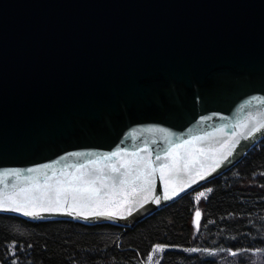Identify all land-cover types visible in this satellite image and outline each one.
Segmentation results:
<instances>
[{"label":"water","instance_id":"95a60500","mask_svg":"<svg viewBox=\"0 0 264 264\" xmlns=\"http://www.w3.org/2000/svg\"><path fill=\"white\" fill-rule=\"evenodd\" d=\"M263 138L264 0H0V214L132 227Z\"/></svg>","mask_w":264,"mask_h":264},{"label":"trees","instance_id":"16d2710c","mask_svg":"<svg viewBox=\"0 0 264 264\" xmlns=\"http://www.w3.org/2000/svg\"><path fill=\"white\" fill-rule=\"evenodd\" d=\"M157 245L166 247L159 264H264L256 251L264 249V138L236 166L132 227L0 214V264H146Z\"/></svg>","mask_w":264,"mask_h":264},{"label":"snow or ice","instance_id":"6c2138e0","mask_svg":"<svg viewBox=\"0 0 264 264\" xmlns=\"http://www.w3.org/2000/svg\"><path fill=\"white\" fill-rule=\"evenodd\" d=\"M74 155H82V153H74ZM116 155H118V153H115V152L108 153L107 154L108 157H112V156H116ZM157 159H160V158L157 157ZM28 171L31 172V171H33V169H28ZM111 171L113 173L118 174L117 177H113L112 178V185L113 186H115L117 183L124 184L126 182V178H127V175H128L127 172H121V169L119 167H116V166H113L112 169H111ZM75 182L76 183H79V184L87 185V184H94L95 183V180L85 179L84 176H79V177H76L75 178ZM69 183L71 184L73 182H69ZM69 190L72 191V192L80 191L79 188H70ZM84 191H86V192H92L93 193V195L92 196H89L88 199H90V200L91 199H94V198L98 199L99 189H87V188H85ZM208 191L211 192V189H209ZM204 196H205V193L204 192H201L199 194V196L196 197V200L198 201L200 197H204ZM167 198L168 197H165V199H167ZM72 200L75 203L76 200H77V197L75 195H73L72 196ZM65 202H67L66 198H65ZM156 202L157 203L160 202L159 197H157ZM0 210H11V211H14V212H22V214L24 216H28V217H31V218H39L40 217V213H38L36 211H29V210H27V208L25 206H22L20 204H17V203L11 202V201H9V204L6 207L5 202L3 200H0ZM45 211H50V209H45ZM65 214L71 215L72 213L71 212H67ZM112 215H114V214L113 213H105V212H97V213H95L94 218H108V217H110ZM195 216L196 217H199L200 216L199 210H196L195 211ZM83 218L87 219L88 217H83ZM196 227H197V230H198L199 229V223H198V221L196 223ZM156 247L160 251H163V247H161L159 245H157ZM185 251L197 252L199 250L196 249V248H191V249H185ZM203 251L208 252L210 255H215L214 252H211L208 249H204ZM242 251H247V250H241V251L234 252L231 249H229L230 254L233 255V256H236V255L241 254ZM256 251L257 252H260V251H264V249H256Z\"/></svg>","mask_w":264,"mask_h":264},{"label":"rangeland","instance_id":"374dc122","mask_svg":"<svg viewBox=\"0 0 264 264\" xmlns=\"http://www.w3.org/2000/svg\"><path fill=\"white\" fill-rule=\"evenodd\" d=\"M199 220H200V216L199 217H195V226H196V223L198 221L199 223ZM163 247V251H164V246H161ZM163 251H160L159 249H157V247L154 249V251L152 252V254L150 255V257L148 258L146 264H159L160 263V260H161V255H162V252Z\"/></svg>","mask_w":264,"mask_h":264}]
</instances>
